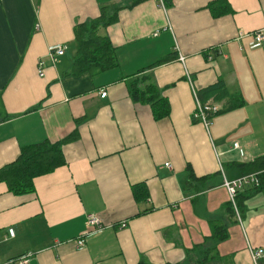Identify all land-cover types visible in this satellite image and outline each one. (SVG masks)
<instances>
[{"label":"crops","instance_id":"1","mask_svg":"<svg viewBox=\"0 0 264 264\" xmlns=\"http://www.w3.org/2000/svg\"><path fill=\"white\" fill-rule=\"evenodd\" d=\"M135 1L0 0V169L24 147L77 134L62 146L65 166L36 178L33 194L15 196L0 183V264L25 255L29 264H182L215 221L228 238L217 247L221 260L207 264H253L249 248L264 251V194L229 218L221 185L234 180L230 166L264 156V41L249 49L252 34L264 31V0H225L231 12L218 19L207 8L217 0H173L163 12ZM102 8L119 10L116 24L99 30L118 69L64 76L76 52L74 27ZM57 47L64 55L51 61ZM187 75L196 95L222 80L242 107L224 112L228 99H209L220 113L206 131L192 120ZM142 77L167 99V119L155 122L149 106L132 101L129 85ZM188 167L196 179L221 184L197 194L202 185L188 189ZM133 188L145 198L136 201ZM90 215L101 231L86 225Z\"/></svg>","mask_w":264,"mask_h":264},{"label":"trees","instance_id":"2","mask_svg":"<svg viewBox=\"0 0 264 264\" xmlns=\"http://www.w3.org/2000/svg\"><path fill=\"white\" fill-rule=\"evenodd\" d=\"M144 1L146 0H136L135 4ZM163 1L171 5L173 0ZM207 8L214 19L224 17L231 12L225 0H217L208 5ZM118 11L115 8H102L96 20H93L89 24L76 25L74 27L76 52L72 58L71 66L64 76L77 78L87 75L96 77L118 69L119 64L116 60V50L112 47L108 37L99 35L100 28H106L116 24ZM51 56L53 57L52 61L57 57L54 53ZM170 62H172V59L168 58L152 65L150 68L163 66ZM145 71L142 70L139 73L143 74ZM128 93L135 104L149 106L155 122L165 120L169 117L170 108L167 99L162 96L161 91L150 82L149 78L142 77L133 80L129 85ZM197 98L202 104L206 103L209 99H212L216 103L228 99L229 102L227 107L224 108V112H231L242 107L241 98H230L222 80L198 92ZM219 113L211 117L210 122ZM194 123L200 124L198 122ZM76 138L77 134L74 132L65 140L58 143L51 144L45 141L22 148L21 154L16 162L0 169V183L6 184L9 192L15 196L21 197L33 194V182L36 178L50 175L57 169L65 166L62 146L76 140ZM230 169L233 171L232 175L234 180L249 175L260 174L259 179L261 184L258 188H252L238 193L236 205L240 210L244 206V202L256 195L264 194V156L258 157L247 164H233L230 166ZM186 172L188 189L192 188L193 183L202 185L201 188L195 189L197 194H201L205 190L215 188L221 184L220 181H217L216 176L196 179L189 167L186 169ZM212 179H214L213 182L211 181ZM133 193L136 201L145 198V194H141L136 188H133ZM224 208L229 218H233V211L229 202L224 205ZM210 231V237L205 238L202 244L194 246L186 253V260L182 264H207L216 259L221 260L216 251L218 245L225 242L228 238L227 228L218 221H215L210 223Z\"/></svg>","mask_w":264,"mask_h":264},{"label":"built area","instance_id":"3","mask_svg":"<svg viewBox=\"0 0 264 264\" xmlns=\"http://www.w3.org/2000/svg\"><path fill=\"white\" fill-rule=\"evenodd\" d=\"M158 3L160 8L164 9V1L163 0H153ZM253 41L249 45L250 50H256L261 47L263 41H264V31H258L254 34H252ZM65 52V47H57L49 50V59L52 61V56L51 54L54 53L57 57H62ZM178 62L183 63L184 59L179 56ZM44 68H45V62L44 61H39L37 65V72L39 77L44 76ZM187 80L188 83L190 84V87L192 88V96L194 98V103H195V110L192 115V120L195 122L200 123L204 127L206 131H208V128L210 127V118L217 115L219 113V108L215 103L212 101H207L206 103L202 104L197 98L196 92L194 88L192 87L191 80L187 75ZM106 93L104 91H100V98L104 99L106 98ZM232 150H238V145L234 144L232 146ZM166 168H170L169 165H166ZM260 174H254V175H249L245 176L233 181H228L226 179L223 180L222 187L226 191L227 197H228V202L230 203L233 211L235 212L234 214L238 216L237 213V205H236V197L239 192H243L248 189L252 188H258L260 186ZM86 225L88 227L93 228L95 231L99 232L102 230V225L100 221L95 217V216H88ZM126 225L122 223L120 225V228L124 229ZM9 234L11 237L14 236V231L10 230ZM84 246V241L80 240L77 242V247L82 248ZM249 253L251 260L253 264H258V262L264 257V251L260 249H250L249 248ZM31 255H25L19 258L16 261H10L7 264H29Z\"/></svg>","mask_w":264,"mask_h":264},{"label":"rangeland","instance_id":"4","mask_svg":"<svg viewBox=\"0 0 264 264\" xmlns=\"http://www.w3.org/2000/svg\"><path fill=\"white\" fill-rule=\"evenodd\" d=\"M151 1H153V0H151ZM154 3H156V4H158L157 2H155V1H153ZM164 6H165V10L166 11H170L171 10V8H172V6L171 5H168V4H166L165 2H164ZM158 7L160 8V6L158 5ZM158 9V8H157ZM158 10H160V11H162L163 12V10L160 8V9H158Z\"/></svg>","mask_w":264,"mask_h":264}]
</instances>
